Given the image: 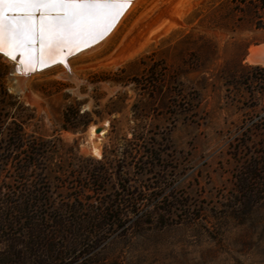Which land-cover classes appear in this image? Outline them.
Returning <instances> with one entry per match:
<instances>
[{
	"label": "rangeland",
	"instance_id": "1",
	"mask_svg": "<svg viewBox=\"0 0 264 264\" xmlns=\"http://www.w3.org/2000/svg\"><path fill=\"white\" fill-rule=\"evenodd\" d=\"M244 2L133 0L112 34L25 75L0 54V209L30 188L66 211L48 264H264V173L239 184L264 142V66L246 61L264 29ZM126 194L141 207L111 228Z\"/></svg>",
	"mask_w": 264,
	"mask_h": 264
},
{
	"label": "snow or ice",
	"instance_id": "2",
	"mask_svg": "<svg viewBox=\"0 0 264 264\" xmlns=\"http://www.w3.org/2000/svg\"><path fill=\"white\" fill-rule=\"evenodd\" d=\"M129 0H0V52L22 64L102 37Z\"/></svg>",
	"mask_w": 264,
	"mask_h": 264
},
{
	"label": "trees",
	"instance_id": "3",
	"mask_svg": "<svg viewBox=\"0 0 264 264\" xmlns=\"http://www.w3.org/2000/svg\"><path fill=\"white\" fill-rule=\"evenodd\" d=\"M244 1L245 9L241 12L243 16L255 28L264 29V0ZM69 121V113L66 111L63 122L69 124ZM18 141L21 143L20 138L14 139L15 147L19 145ZM261 149L262 152L247 162L244 167V172L239 178L241 191H250L249 185L252 182H258L261 173H264V142ZM37 194H40V190L27 188L24 190L23 196L20 197L21 200L17 197L15 201L6 203L5 209H0V264H48L47 259H49L53 247L52 244L50 246L52 242L48 238L59 232L69 234L66 232V225L70 223V220L66 219V211L52 209V212L58 213L53 219L48 212L41 213L40 210L47 204L45 201L36 199ZM250 194H252L251 191ZM128 196L126 194L127 198L118 201L115 205L107 204L105 206L102 214H111L109 218L112 222L109 227H114V222L120 221L132 209L135 211L140 209L141 204L138 200ZM51 219L52 222L54 220L55 226L52 228L44 226L45 222H49ZM24 222L28 226L23 227Z\"/></svg>",
	"mask_w": 264,
	"mask_h": 264
},
{
	"label": "bare ground",
	"instance_id": "4",
	"mask_svg": "<svg viewBox=\"0 0 264 264\" xmlns=\"http://www.w3.org/2000/svg\"><path fill=\"white\" fill-rule=\"evenodd\" d=\"M132 5V3H130L129 4V6H128V8L130 7ZM159 5V4H158ZM127 8V9H128ZM127 9L123 12V14H125L126 13V11H127ZM123 14L120 16V18L119 19H117L118 21L116 22V24H115V26L114 25H112L111 26V28H109V30L110 29H112L110 32H109V34L108 35H110V34H112L113 33V31L116 29V27H117V25H118V23L120 22V20H121V17L123 16ZM104 35V34H103ZM108 35H106L105 37H107ZM104 37V38H105ZM101 37H98L96 40H94V41H91V42H89L87 45H81L79 48H77V49H79V50H77V51H82V50H80V49H83L82 47L83 46H89V44H91V43H94V44H96V43H99V41H101V40H103L104 38H102L101 40H99ZM93 44V45H94ZM254 49H256V47H252L251 49H250V51H252V50H254ZM84 50V49H83ZM76 54V48L74 47V48H72L71 49V51H66L63 55H59V56H54V57H49V56H45L44 58H43V60H42V62L40 63V66H43V65H45V66H49V65H51V64H54V63H56V62H60V61H62V62H64L65 61V59H66V57L67 56H71V55H73V54ZM78 53V52H77ZM4 56V55H3ZM69 56V57H70ZM4 59L5 60H7L9 63H14V66H15V69H14V72H15V75L17 74V73H22L23 75H25V74H27L26 72H29V71H32V72H38V71H36L35 69H36V64H37V62L35 61V62H33V63H30V64H22L21 63V58L19 59V61H18V58H16L15 59V61H11L8 57H6V56H4ZM41 60V59H40ZM246 61L249 63V64H252V65H263L264 66V64L263 63H260V62H258V61H255V60H252L251 58H249V57H247L246 58ZM63 66V65H62ZM66 66V65H65ZM51 68V67H50ZM65 68V67H64ZM21 74V75H22ZM22 75V76H23ZM67 75V74H66ZM102 127V132L103 133H101L100 135H99V133H96V129L92 126L91 128H90V130H89V142H90V150H91V152L93 153V155H95V156H97V157H100V149H99V146H98V144L100 143V141H101V139H102V137L104 136V134H105V125L104 126H101ZM96 134H98V135H96ZM89 144V143H88Z\"/></svg>",
	"mask_w": 264,
	"mask_h": 264
},
{
	"label": "water",
	"instance_id": "5",
	"mask_svg": "<svg viewBox=\"0 0 264 264\" xmlns=\"http://www.w3.org/2000/svg\"><path fill=\"white\" fill-rule=\"evenodd\" d=\"M131 1H133V0H129V3H128V5L126 6V8H125V10L128 8V6H129V4L131 3ZM124 10V11H125ZM123 11V12H124ZM123 14V13H122ZM121 14V15H122ZM120 17H118L117 19H119ZM118 20H116L114 23H113V25L115 26V24H116V22H117ZM112 29H108V31L107 32H105L104 33V35L99 39V40H101L102 38H104L106 35H108L109 34V32L111 31ZM94 43H91V44H89V46H83L82 48L83 49H86V48H88V47H91L92 45H93ZM256 47V49H254V50H252V51H250V49L247 51V54H246V58L247 57H249V58H251L252 60H255V61H258V62H260V63H263L264 64V43H262V44H259V45H256L255 46ZM83 49H80V50H83ZM77 50H79V49H77L76 48V54H77V52H79V51H77ZM0 54L1 55H4L2 52H0ZM75 54V53H74ZM5 56V55H4ZM7 57V56H6ZM9 58V57H8ZM16 58H18V61H19V59H20V56L17 54V57ZM10 59V58H9ZM11 60V59H10ZM11 61H15V60H11ZM36 62H37V64H36V71H42V70H44V69H46V68H49V67H51L52 65H54V64H51V65H47V66H45V65H43V66H40V63H41V60H40V57H39V53H37V60H36ZM101 130H102V127H98L97 129H96V133H100L101 132Z\"/></svg>",
	"mask_w": 264,
	"mask_h": 264
}]
</instances>
